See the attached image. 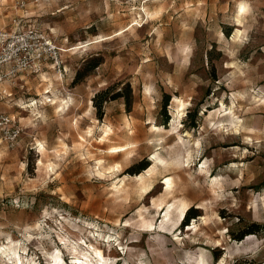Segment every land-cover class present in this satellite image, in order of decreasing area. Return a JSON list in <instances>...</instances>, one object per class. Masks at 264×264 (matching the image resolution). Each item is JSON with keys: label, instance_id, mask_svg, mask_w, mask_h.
Returning a JSON list of instances; mask_svg holds the SVG:
<instances>
[{"label": "rangeland", "instance_id": "obj_1", "mask_svg": "<svg viewBox=\"0 0 264 264\" xmlns=\"http://www.w3.org/2000/svg\"><path fill=\"white\" fill-rule=\"evenodd\" d=\"M14 20L66 51V76L0 99L23 128L0 143V264H264V0H0V31ZM127 85L130 111L110 98Z\"/></svg>", "mask_w": 264, "mask_h": 264}, {"label": "built area", "instance_id": "obj_2", "mask_svg": "<svg viewBox=\"0 0 264 264\" xmlns=\"http://www.w3.org/2000/svg\"><path fill=\"white\" fill-rule=\"evenodd\" d=\"M12 30L0 31V86L16 87L18 81L40 76L47 68L60 79L66 76L64 53L50 36L35 26H23L17 20ZM2 88L0 99L10 97ZM23 132L21 123L11 114L0 111V143L13 147Z\"/></svg>", "mask_w": 264, "mask_h": 264}, {"label": "bare ground", "instance_id": "obj_3", "mask_svg": "<svg viewBox=\"0 0 264 264\" xmlns=\"http://www.w3.org/2000/svg\"><path fill=\"white\" fill-rule=\"evenodd\" d=\"M243 8V7H242ZM244 10V8H243ZM147 15V14H146ZM152 15V14H151ZM150 15V16H151ZM240 32H238L239 34ZM46 93H49V92H46ZM178 102V101H177ZM37 103V102H36ZM179 103H181L179 101ZM180 107L183 108L184 107V104L181 103L180 104ZM180 111H178L179 113ZM40 146V149H41V152L42 151H45L43 145H39ZM128 150L127 147H112L110 148L109 150H107V152L109 153H124ZM46 152V151H45ZM39 164L42 165V162H39ZM156 166V165H155ZM123 169V168H122ZM125 170V168H124ZM54 171V170H53ZM122 171V170H121ZM155 171V167H152L149 172H154ZM165 184H166V188H165V191L166 193L170 194L171 191H172V178L170 177H166V180H165ZM167 207V206H166ZM189 208V205L186 204L184 201H175V203L173 202L172 205H170L168 208H167V211H166V214H165V217L167 218V221L168 223L170 224V226H175L176 224H178L180 218L184 215L185 211ZM202 218V217H201ZM197 227V226H196ZM63 241V240H62ZM69 241V240H68ZM66 247H68V245H66ZM72 250L74 252V254H76L77 257L79 256H86V253L83 252V249H81L78 245H71L70 248L68 247V250ZM95 250V254H97V256L99 257H102V252L97 250L96 248H94ZM19 259V258H18ZM53 260H54V264H64V261H63V258L61 256V252L59 250L56 251V254L55 256L53 257ZM21 263V261H20Z\"/></svg>", "mask_w": 264, "mask_h": 264}, {"label": "trees", "instance_id": "obj_4", "mask_svg": "<svg viewBox=\"0 0 264 264\" xmlns=\"http://www.w3.org/2000/svg\"><path fill=\"white\" fill-rule=\"evenodd\" d=\"M98 65H99V62L96 61V60H92L91 59V60L85 61L83 66L77 71L75 79H74V83H78L81 80H83L86 76L91 75L92 71L95 68H97ZM104 94H108V91L100 93V94H97L95 96V98H94V103H95V105H96L98 110H102L104 102L107 101V99H103L99 103L97 102L99 100V98L101 96H103ZM121 97H125L127 107L129 108V111H130V107L132 105V100H133L132 90H131L130 85L126 86L125 92H118L115 96L110 97V98L111 99H117V98H121ZM169 100H170V98L168 97L167 100L164 103V109H166L167 106L169 105ZM100 118H102V114L100 115ZM147 167H148V165L141 166V167L138 168L137 172H141L142 170H145ZM192 217L196 218V214H194ZM251 228H253V229L250 230L249 232H245L244 235H250V234L259 233L261 231V229H262V226L254 224V225L250 226V229ZM238 239H243V236L239 237Z\"/></svg>", "mask_w": 264, "mask_h": 264}, {"label": "crops", "instance_id": "obj_5", "mask_svg": "<svg viewBox=\"0 0 264 264\" xmlns=\"http://www.w3.org/2000/svg\"><path fill=\"white\" fill-rule=\"evenodd\" d=\"M18 83H19V81H18ZM6 87L9 88V89H11L13 86H12V87L9 86V85H3L2 87L0 86L1 89H2V88H6Z\"/></svg>", "mask_w": 264, "mask_h": 264}]
</instances>
